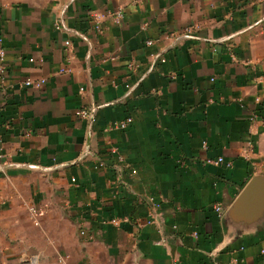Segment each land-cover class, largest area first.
Here are the masks:
<instances>
[{"label":"crops","instance_id":"1","mask_svg":"<svg viewBox=\"0 0 264 264\" xmlns=\"http://www.w3.org/2000/svg\"><path fill=\"white\" fill-rule=\"evenodd\" d=\"M0 39V264H264V0H0Z\"/></svg>","mask_w":264,"mask_h":264},{"label":"built area","instance_id":"2","mask_svg":"<svg viewBox=\"0 0 264 264\" xmlns=\"http://www.w3.org/2000/svg\"><path fill=\"white\" fill-rule=\"evenodd\" d=\"M108 15H110L113 18V21L116 24H120L124 19V12L122 10H118L114 13H109ZM106 16H107V13H96L95 12L93 14V20L95 21V29L99 33L106 30V28L101 24L102 19L105 18ZM143 27L146 28L147 24H144ZM185 31L187 33H190V31H191L190 27L186 28ZM0 42H2V39H0ZM147 44L151 45V44H153V41L149 40L147 42ZM65 45L67 47H71V42L68 40L65 42ZM71 57H72L71 53L67 55L68 60L71 59ZM155 58L160 59L163 62L166 61V59L161 57L159 54L155 55ZM30 61H34V58H31ZM0 62L2 63L0 65V73L4 74V75H2L1 78L4 81L7 79V73H6L7 72V64H6V51H5L4 47H2V45L0 46ZM132 66H133V64H130V67H132ZM71 71H72V68L70 65H64L60 68L61 73H70ZM48 82H49V78L46 76L39 77V78L27 77L26 79H24L22 81L21 84L24 87H33V88L39 89V88L44 87ZM80 90L84 91L85 89H84V87H81ZM96 110H97L96 105L84 104V105H81L76 110V116L78 118H81V119H86L90 122V124H93L94 119H95ZM132 123H133V118L131 116H128L123 120L117 121L114 124V127L117 129H123L124 130V129H127ZM111 150L113 153L118 155V160L120 161V163H122L124 158L122 155L119 154L117 147H113ZM207 162L211 163V164H216V165L222 164V165H225L227 167H233V163L227 162L225 160V158L222 156H220L216 159L209 158L207 160ZM104 165H105L104 162L99 163V166H104ZM149 201L153 205V210L150 213V219L148 222L153 223L160 216V208L162 206V203H161V201H156L155 197H150ZM215 210L217 211L219 216H221V217L223 216L224 210H223L221 205H219V204L215 205ZM28 211H29V215L32 219L33 224L37 227H42V220L41 219L46 213L45 207H40V206L32 204V205H29ZM112 222L118 225L119 219H113ZM80 234L85 239L92 240L94 238V236L92 234L88 233L85 229H81ZM194 234L197 236V232H195ZM262 252L264 253V249L262 250ZM59 261H60V264H72L69 262V260L66 256H60Z\"/></svg>","mask_w":264,"mask_h":264},{"label":"water","instance_id":"3","mask_svg":"<svg viewBox=\"0 0 264 264\" xmlns=\"http://www.w3.org/2000/svg\"><path fill=\"white\" fill-rule=\"evenodd\" d=\"M264 184V175H256L253 177L249 183L245 186L242 193L238 197L235 205L233 213L239 215L246 214V221H253L254 219L258 218L262 213H264V206H261L258 211H253L254 208L247 210V205L250 200L256 195V193L261 189L262 185ZM264 203V202H263ZM225 218V217H224Z\"/></svg>","mask_w":264,"mask_h":264},{"label":"rangeland","instance_id":"4","mask_svg":"<svg viewBox=\"0 0 264 264\" xmlns=\"http://www.w3.org/2000/svg\"><path fill=\"white\" fill-rule=\"evenodd\" d=\"M32 252L35 253V250H33Z\"/></svg>","mask_w":264,"mask_h":264}]
</instances>
